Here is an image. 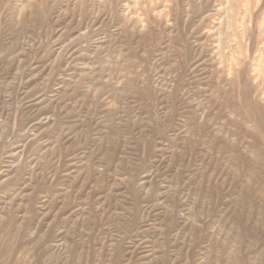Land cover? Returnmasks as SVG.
<instances>
[{"label":"rangeland","instance_id":"1","mask_svg":"<svg viewBox=\"0 0 264 264\" xmlns=\"http://www.w3.org/2000/svg\"><path fill=\"white\" fill-rule=\"evenodd\" d=\"M0 217L51 264H264V0H0Z\"/></svg>","mask_w":264,"mask_h":264},{"label":"bare ground","instance_id":"2","mask_svg":"<svg viewBox=\"0 0 264 264\" xmlns=\"http://www.w3.org/2000/svg\"><path fill=\"white\" fill-rule=\"evenodd\" d=\"M7 140H9V139H7ZM11 219L13 220V218H11ZM2 221H4V220H2ZM11 222L12 223H10L8 226L4 225L5 228H3V230H1L2 228H0V230L2 232V235L7 239L5 241V243L0 241V264H51V263H48L47 258H43L42 259L43 256L35 258V257L31 256V255H28V254H30V251H31L30 247L22 248V246H20L19 244L15 243V240L18 237H20V235H21V231H20L21 228L20 229L16 228L14 226L15 223L13 221H11ZM15 228H16V230H14ZM0 239H1V237H0ZM40 247H41V245H40ZM16 252H21L24 257L26 255H28V257L31 256L32 258L30 259V261H28V260L26 261L25 259L16 260L18 258H16L15 261H14V255H15Z\"/></svg>","mask_w":264,"mask_h":264}]
</instances>
